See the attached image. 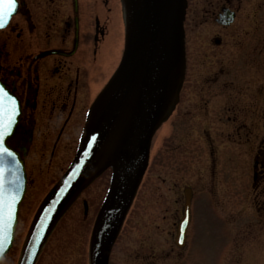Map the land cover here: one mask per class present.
<instances>
[{"label":"flooded vegetation","instance_id":"flooded-vegetation-1","mask_svg":"<svg viewBox=\"0 0 264 264\" xmlns=\"http://www.w3.org/2000/svg\"><path fill=\"white\" fill-rule=\"evenodd\" d=\"M18 5L0 30V84L20 110L8 143L24 160L28 187L32 176L44 173L55 185L75 158L94 101L122 61L125 10L122 0H18ZM187 5L185 79L164 134L176 146L181 139L190 172L205 167L209 147L231 154L245 131L247 143L259 140L255 183L264 176V83L254 86L263 96L260 120L250 128L244 119L239 126L251 107L239 108L237 75L263 70L259 80L250 76L264 79V0H187ZM193 197L192 189V202ZM82 203L87 219L91 207L87 199Z\"/></svg>","mask_w":264,"mask_h":264},{"label":"rangeland","instance_id":"rangeland-1","mask_svg":"<svg viewBox=\"0 0 264 264\" xmlns=\"http://www.w3.org/2000/svg\"><path fill=\"white\" fill-rule=\"evenodd\" d=\"M250 75L259 80L263 70L237 75L239 108L245 103L251 107L250 115H243L239 126L245 119L251 128L260 120L263 107V96L254 86H260L264 79L256 81ZM166 130L164 124L157 133L149 169L115 246L112 264H264V176L259 175L255 183L253 180V156L259 140L247 143L245 131H241L231 154L209 147L205 167L196 165L195 171L186 172V147L181 139L176 146L175 138L164 134ZM44 174H39L41 178L32 176L20 209L14 247L1 264H19L33 218L54 185ZM110 180L108 171L71 205L36 264H90L93 224ZM187 187L194 195L192 222L187 246L179 250L175 239ZM82 199L91 207L87 219Z\"/></svg>","mask_w":264,"mask_h":264},{"label":"water","instance_id":"water-1","mask_svg":"<svg viewBox=\"0 0 264 264\" xmlns=\"http://www.w3.org/2000/svg\"><path fill=\"white\" fill-rule=\"evenodd\" d=\"M122 3L126 16L122 61L89 111L71 166L42 202L19 264H36L63 215L84 190L111 170L110 186L90 241V264H110L113 248L148 170L153 139L179 102L186 73L187 0H122ZM19 115L18 107L11 137ZM11 137L6 136L5 141L8 143ZM11 150L16 155L5 158L11 170L7 179L18 203L15 219L0 221V263L14 246L20 208L27 193L24 160ZM184 194L183 218L176 237L180 249L186 246L192 219V189L187 188Z\"/></svg>","mask_w":264,"mask_h":264},{"label":"snow or ice","instance_id":"snow-or-ice-1","mask_svg":"<svg viewBox=\"0 0 264 264\" xmlns=\"http://www.w3.org/2000/svg\"><path fill=\"white\" fill-rule=\"evenodd\" d=\"M17 6L18 0H0V29L7 27ZM17 115L18 106L15 97L9 95L4 86L0 85V221L5 218L9 222L13 221L15 205L18 203L9 189L7 177L11 170L5 161L6 157L14 158L16 155L11 150V144L5 141V137H11V129Z\"/></svg>","mask_w":264,"mask_h":264}]
</instances>
